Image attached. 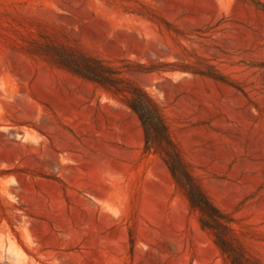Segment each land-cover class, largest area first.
I'll list each match as a JSON object with an SVG mask.
<instances>
[{
  "label": "rangeland",
  "instance_id": "374dc122",
  "mask_svg": "<svg viewBox=\"0 0 264 264\" xmlns=\"http://www.w3.org/2000/svg\"><path fill=\"white\" fill-rule=\"evenodd\" d=\"M0 264H264V0H0Z\"/></svg>",
  "mask_w": 264,
  "mask_h": 264
},
{
  "label": "trees",
  "instance_id": "16d2710c",
  "mask_svg": "<svg viewBox=\"0 0 264 264\" xmlns=\"http://www.w3.org/2000/svg\"><path fill=\"white\" fill-rule=\"evenodd\" d=\"M64 64L68 66L75 73L82 77L96 81L100 84H105L106 75L100 68L103 66L98 61L88 60L86 62H79L75 59H64ZM129 96L127 97V105L134 111L143 126L146 149H154L161 153L160 148L163 143L167 144L171 148H174V143L169 135L167 126L160 112L157 103L151 98V96L141 87L130 85L128 88ZM164 160L168 165L172 174L175 177L174 162H178L176 153L164 152L162 154ZM173 160V163L170 160ZM189 181V187L187 189V195L191 207L198 211L199 220L201 225L211 230L217 236V229L223 227L220 222L222 217L219 210L212 205L207 196L200 190L198 186L192 183L191 178L186 175ZM221 246V244L218 242Z\"/></svg>",
  "mask_w": 264,
  "mask_h": 264
}]
</instances>
